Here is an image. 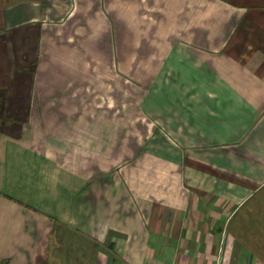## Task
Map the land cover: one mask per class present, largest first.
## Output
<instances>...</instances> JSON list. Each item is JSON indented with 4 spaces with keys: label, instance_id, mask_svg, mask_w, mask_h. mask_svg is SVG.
<instances>
[{
    "label": "crops",
    "instance_id": "0c3cea01",
    "mask_svg": "<svg viewBox=\"0 0 264 264\" xmlns=\"http://www.w3.org/2000/svg\"><path fill=\"white\" fill-rule=\"evenodd\" d=\"M151 1L131 70L126 0H0V264H264V0Z\"/></svg>",
    "mask_w": 264,
    "mask_h": 264
},
{
    "label": "rangeland",
    "instance_id": "374dc122",
    "mask_svg": "<svg viewBox=\"0 0 264 264\" xmlns=\"http://www.w3.org/2000/svg\"><path fill=\"white\" fill-rule=\"evenodd\" d=\"M117 2V0H103L104 3ZM102 2V3H103ZM154 10L152 8L151 0H126V27L112 31V40L116 42H123V46L125 47V57L128 60V67H131V70L134 68L133 62L135 56H140L143 52V56H145V50H147V46L150 44L151 40H155L159 35V27L163 26L162 21L165 20V17L159 15L156 16ZM92 12H89V16H91ZM159 23V26L158 24ZM95 34H99L97 32H88L87 35L89 38L93 39ZM101 34V33H100ZM148 41V42H147ZM142 43V44H141ZM143 45L144 48H141Z\"/></svg>",
    "mask_w": 264,
    "mask_h": 264
}]
</instances>
